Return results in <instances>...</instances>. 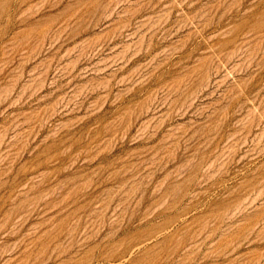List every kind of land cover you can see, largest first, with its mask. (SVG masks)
Returning <instances> with one entry per match:
<instances>
[{"label": "rangeland", "instance_id": "374dc122", "mask_svg": "<svg viewBox=\"0 0 264 264\" xmlns=\"http://www.w3.org/2000/svg\"><path fill=\"white\" fill-rule=\"evenodd\" d=\"M0 264H264V0H0Z\"/></svg>", "mask_w": 264, "mask_h": 264}]
</instances>
